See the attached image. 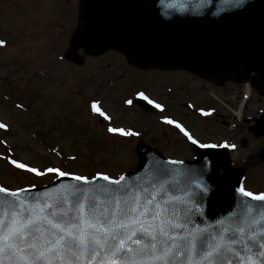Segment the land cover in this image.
Wrapping results in <instances>:
<instances>
[{"label":"rangeland","instance_id":"rangeland-1","mask_svg":"<svg viewBox=\"0 0 264 264\" xmlns=\"http://www.w3.org/2000/svg\"><path fill=\"white\" fill-rule=\"evenodd\" d=\"M51 4L50 0H0V40L5 42L0 47V123L7 125L6 130L0 129V186L13 190L37 187L58 177L26 173L5 157L39 170L59 168L89 179L97 174L118 178L133 170L142 160V146L170 158L194 157L196 153L185 139L164 123L165 117L186 124L202 142L232 139L239 144L246 139L247 146L233 154L228 169L241 167L250 153L264 145V137L252 138L243 125L234 130L220 124V118L204 121L187 107L185 117V110L176 106L178 98L186 99L185 89L179 90L183 79H169L156 68L139 69L116 50L90 57L81 47L76 55L84 60L83 64L68 61L72 38H66L65 32L72 27L63 29L58 25L54 18L58 13ZM48 18L57 23L47 22ZM109 61L113 66L121 64L123 78L106 69ZM192 78L187 74V101L192 100L195 107L218 109L227 121L228 111L221 103L226 97L224 90L207 91ZM110 79L115 80L114 85ZM140 92L161 103L165 111L158 110L157 116L146 115L126 103L139 97ZM213 92L221 100L214 99ZM190 93L196 94L188 97ZM92 103L99 104L111 120L103 121L92 111ZM262 105L256 97L251 103L254 111ZM117 126L143 131V136L107 131ZM227 168L219 169L217 176L225 175ZM258 168L251 172L248 186L264 190V165Z\"/></svg>","mask_w":264,"mask_h":264},{"label":"snow or ice","instance_id":"snow-or-ice-1","mask_svg":"<svg viewBox=\"0 0 264 264\" xmlns=\"http://www.w3.org/2000/svg\"><path fill=\"white\" fill-rule=\"evenodd\" d=\"M4 45L0 40V47ZM139 98L165 111L144 92ZM91 109L111 120L97 103ZM164 123L174 125L193 146H218L198 141L171 118L165 117ZM0 129L6 130L7 125L0 123ZM107 131L138 135L120 127ZM5 159L36 176L51 173L76 183L40 193L34 188L0 186V264H264V192L240 186L237 191L246 198L240 204L242 211L209 231L195 221L196 206L205 191L203 181L189 174L181 187L174 179L180 172L168 167L182 161H157L151 166L150 179L128 184L124 175L113 179L97 174L89 179L59 168L44 171ZM98 180L105 183L98 184Z\"/></svg>","mask_w":264,"mask_h":264},{"label":"water","instance_id":"water-1","mask_svg":"<svg viewBox=\"0 0 264 264\" xmlns=\"http://www.w3.org/2000/svg\"><path fill=\"white\" fill-rule=\"evenodd\" d=\"M113 1L116 4L119 0ZM106 3L113 4L108 0L84 1L74 48L83 46L92 55L119 49L143 68H184L208 79L227 77L240 82L256 73L257 84L264 82V0H244L243 4L237 0H124L117 3L118 13L106 9ZM137 104L146 110L142 102ZM141 155L140 167L125 175L128 184L138 178L150 179L151 166L166 160L146 147ZM261 156L264 158V152ZM228 159L225 150H201L196 162L168 166L180 172L174 179L181 187L189 174L203 181L205 191L196 206L195 221L209 231L241 212L240 204L246 199L237 191L242 170L231 171L225 178L215 176ZM75 183L67 178L35 190L40 193ZM248 202L259 206L250 199Z\"/></svg>","mask_w":264,"mask_h":264},{"label":"flooded vegetation","instance_id":"flooded-vegetation-1","mask_svg":"<svg viewBox=\"0 0 264 264\" xmlns=\"http://www.w3.org/2000/svg\"><path fill=\"white\" fill-rule=\"evenodd\" d=\"M50 1L52 2L51 5L57 9V13L60 16V20L67 24V25H64V28L72 27L71 30L67 29V31L65 32V37L69 38L72 35L71 33L73 31V28L76 27V24L79 21L78 11L81 7V0H50ZM66 11L69 13H67ZM160 72L166 73V75H168L169 79L177 78V77L180 79H183V81H180L181 83H179V84H182L183 86H181V89L184 88L186 91V99L183 100L185 103L187 101V72H184V71L173 72V71H166L163 69H161ZM176 74L178 76H176ZM242 88H243L242 85L235 83V82H232V81H227V82L223 83L222 87H218V89L224 90V92L226 94V97H224V98L232 106H236L239 103V101L241 99V95H242ZM263 88H264V85H263ZM255 97L257 98L258 103L262 102V104H263L256 111H254L253 108L251 107V103L255 99ZM185 106H187V103L185 104ZM262 111H264V91L263 92H257L254 89H252L251 99H250V109L248 110V114L250 115L251 118L254 119ZM219 116L221 117L223 123H229L227 121H223V119H224L223 113H220ZM254 124H255V122L253 121L249 126L246 127V129H244V132L247 131V133L252 138L256 137V135L254 133V131H255L254 130V127H255ZM261 137L262 138L264 137V132L262 133ZM256 139H258V137H256ZM262 165H264V164H260L259 168L262 167ZM253 171L254 170H252L251 172H253ZM251 172H250V176H252ZM260 177L262 178L263 176L260 175Z\"/></svg>","mask_w":264,"mask_h":264}]
</instances>
